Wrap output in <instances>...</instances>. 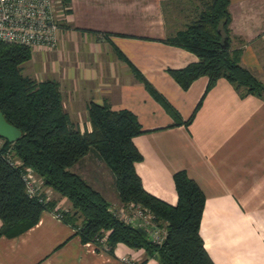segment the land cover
<instances>
[{
    "label": "crops",
    "instance_id": "obj_1",
    "mask_svg": "<svg viewBox=\"0 0 264 264\" xmlns=\"http://www.w3.org/2000/svg\"><path fill=\"white\" fill-rule=\"evenodd\" d=\"M66 1L58 46L32 50L23 74L57 81L64 108L81 131L92 130L90 102L131 110L145 130L133 138L143 155L135 167L145 189L176 204L174 174L185 170L205 194L200 233L215 264H264V99L241 97L220 78L193 121L174 125L131 68L137 67L188 119L209 78L200 76L183 89L168 69L183 68L198 56L166 39L194 17L198 1ZM229 8L231 48L242 50V64L264 83V0H231ZM72 169L111 208L124 206L111 169L95 152ZM55 208L69 210L71 203L61 196ZM145 259L144 249L124 243L113 253L84 243L73 226L49 210L25 232L0 236V264H160Z\"/></svg>",
    "mask_w": 264,
    "mask_h": 264
},
{
    "label": "trees",
    "instance_id": "obj_2",
    "mask_svg": "<svg viewBox=\"0 0 264 264\" xmlns=\"http://www.w3.org/2000/svg\"><path fill=\"white\" fill-rule=\"evenodd\" d=\"M197 1L194 17L166 39L198 56L196 62L183 68L168 69L183 89L200 76L209 78L203 97L188 119H183L175 106L131 64L136 77L174 118V125L188 126L193 121L205 96L220 78L227 79L241 97L255 95L264 99V83L242 64V50L231 48V0ZM31 58V47L0 41V110L22 131L15 142L5 140L0 148V236L23 233L39 222L44 211H55L57 200L44 203L28 195L23 173L31 167L46 186L70 201L71 208L63 212V220L76 229L84 243L106 246L111 253L117 244L124 243L144 249L145 260L155 258L160 264H215L200 233L205 194L198 183L185 170L177 171L176 204L147 191L135 167L143 155L133 138L145 132L136 114L90 102L87 109L92 130L81 131L64 108L57 81H38L23 74L22 65ZM90 152H95L111 169L122 204L152 212L154 223L166 231L161 242L155 241L147 228L127 223L116 215L103 194L72 169ZM15 158L22 164L15 165ZM103 237L105 243L100 240Z\"/></svg>",
    "mask_w": 264,
    "mask_h": 264
},
{
    "label": "built area",
    "instance_id": "obj_3",
    "mask_svg": "<svg viewBox=\"0 0 264 264\" xmlns=\"http://www.w3.org/2000/svg\"><path fill=\"white\" fill-rule=\"evenodd\" d=\"M67 9L65 0H0V41L23 44L32 50L39 47L54 49L64 28L63 15ZM5 140L0 136V148ZM13 163L21 165L19 160H13ZM23 179L30 197L44 203L52 199V190L47 187L42 192L44 180L31 167L24 169ZM52 212L59 219L63 217L59 210ZM114 212L127 223L150 230L155 241L161 242L166 234L164 228L154 223V215L149 209L130 204ZM100 240L105 243V237Z\"/></svg>",
    "mask_w": 264,
    "mask_h": 264
},
{
    "label": "water",
    "instance_id": "obj_4",
    "mask_svg": "<svg viewBox=\"0 0 264 264\" xmlns=\"http://www.w3.org/2000/svg\"><path fill=\"white\" fill-rule=\"evenodd\" d=\"M22 135V131L11 124L0 110V136L9 142H15ZM140 230L144 231L142 228Z\"/></svg>",
    "mask_w": 264,
    "mask_h": 264
},
{
    "label": "rangeland",
    "instance_id": "obj_5",
    "mask_svg": "<svg viewBox=\"0 0 264 264\" xmlns=\"http://www.w3.org/2000/svg\"><path fill=\"white\" fill-rule=\"evenodd\" d=\"M66 3L68 4V2L66 1ZM34 49H36V48H33V50ZM14 160H19L20 161V164H22V161L20 160V159H18V158H15ZM36 173V172H35ZM37 174V173H36ZM38 175V174H37ZM46 185H44V186H42L41 187V190H42V192H44V190L48 187V186H46ZM51 190H52V193H51V200H60L61 199V196L57 193V192H55L52 188H50ZM50 200V201H51ZM65 206V205H64ZM65 207H67V206H65ZM55 209H58L59 211H61L62 213L63 212H66V211H68V210H64L63 208H55ZM111 209H114L115 211H120L121 209H122V207L120 206V207H118V208H111ZM52 212V211H51ZM61 219H63V217L61 218Z\"/></svg>",
    "mask_w": 264,
    "mask_h": 264
}]
</instances>
